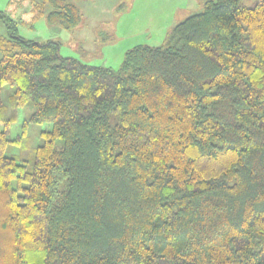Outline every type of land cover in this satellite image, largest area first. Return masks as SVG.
I'll return each instance as SVG.
<instances>
[{
  "label": "trees",
  "instance_id": "trees-1",
  "mask_svg": "<svg viewBox=\"0 0 264 264\" xmlns=\"http://www.w3.org/2000/svg\"><path fill=\"white\" fill-rule=\"evenodd\" d=\"M72 29V0H10ZM0 10V264H264V0H208L119 70L27 40ZM16 109L44 142L5 155Z\"/></svg>",
  "mask_w": 264,
  "mask_h": 264
},
{
  "label": "rangeland",
  "instance_id": "rangeland-1",
  "mask_svg": "<svg viewBox=\"0 0 264 264\" xmlns=\"http://www.w3.org/2000/svg\"><path fill=\"white\" fill-rule=\"evenodd\" d=\"M82 13V21L72 29L51 25L42 17L32 25L21 21L28 4L11 14L10 0H0V10H6L18 21L19 34L38 42L56 41L60 55L72 57L92 66L119 70L128 50L138 45L162 46L172 29L190 15L199 13L208 0H72ZM257 0H242L254 6ZM7 30L0 20V36ZM1 58V53H0ZM15 87L6 84L2 95L5 118L12 119V128L5 155L32 165L35 150L44 142L42 132L48 126L30 122L32 104L16 109L13 101Z\"/></svg>",
  "mask_w": 264,
  "mask_h": 264
}]
</instances>
